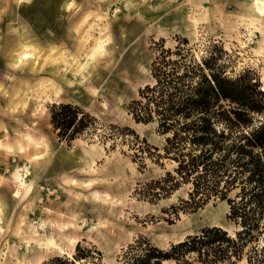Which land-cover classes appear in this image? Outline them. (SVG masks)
I'll return each instance as SVG.
<instances>
[{
  "label": "rangeland",
  "instance_id": "1",
  "mask_svg": "<svg viewBox=\"0 0 264 264\" xmlns=\"http://www.w3.org/2000/svg\"><path fill=\"white\" fill-rule=\"evenodd\" d=\"M251 2L0 0V264H125L143 242L166 251L208 227L233 236L224 201L172 213L186 187L137 198V184L162 170L145 156L139 168L135 148L162 138L127 105L151 81L154 44L173 50L177 37L196 61L211 55L227 78L264 91V14ZM60 103L96 125L59 139L49 109ZM245 252L215 264H247Z\"/></svg>",
  "mask_w": 264,
  "mask_h": 264
},
{
  "label": "trees",
  "instance_id": "2",
  "mask_svg": "<svg viewBox=\"0 0 264 264\" xmlns=\"http://www.w3.org/2000/svg\"><path fill=\"white\" fill-rule=\"evenodd\" d=\"M162 42L154 44L150 83L127 105L135 124H152L162 138L159 147L144 141L136 146L139 168L145 156L162 173L137 184L133 193L153 202L186 187V199L170 206L172 213L217 199L227 204L225 219L235 230L230 236L219 227L203 228L166 251L143 242L139 255L125 264H215L240 259L245 248L247 264H264V91L255 81L227 78L211 55L196 61L184 38H176L173 50ZM96 123L75 105L49 109L52 131L66 142ZM190 254L196 263L183 259Z\"/></svg>",
  "mask_w": 264,
  "mask_h": 264
},
{
  "label": "bare ground",
  "instance_id": "3",
  "mask_svg": "<svg viewBox=\"0 0 264 264\" xmlns=\"http://www.w3.org/2000/svg\"><path fill=\"white\" fill-rule=\"evenodd\" d=\"M251 5L253 7L254 10H256V13L259 14V15H263L264 14V3L260 0H252L251 2ZM24 51V50H23ZM30 51V50H29ZM32 51V50H31ZM30 51V52H31ZM21 55V58L22 60L23 59H28L29 57V54L28 53H22L20 54ZM31 55V54H30ZM33 55V53H32ZM17 61V60H16ZM20 61V60H19ZM41 158V156H34L32 158L33 161H38L39 159Z\"/></svg>",
  "mask_w": 264,
  "mask_h": 264
},
{
  "label": "water",
  "instance_id": "4",
  "mask_svg": "<svg viewBox=\"0 0 264 264\" xmlns=\"http://www.w3.org/2000/svg\"><path fill=\"white\" fill-rule=\"evenodd\" d=\"M223 231H225V230H223Z\"/></svg>",
  "mask_w": 264,
  "mask_h": 264
}]
</instances>
